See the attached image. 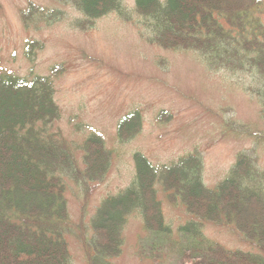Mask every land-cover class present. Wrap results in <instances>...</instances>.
I'll return each instance as SVG.
<instances>
[{
	"label": "trees",
	"instance_id": "1",
	"mask_svg": "<svg viewBox=\"0 0 264 264\" xmlns=\"http://www.w3.org/2000/svg\"><path fill=\"white\" fill-rule=\"evenodd\" d=\"M57 1L91 22L112 12L126 13L124 0ZM135 8L163 48L197 52L211 67L250 73L264 119V0H135ZM36 14L49 20L60 13L34 3L21 13L26 25ZM37 47L29 41L27 55ZM54 94L50 76L0 73V264H72L64 177L87 185L102 181L111 165V153L99 134L85 140L82 169L68 141L47 128L60 115ZM139 128L140 116L126 115L118 124L119 138L128 140ZM250 134L256 143L264 141V133ZM134 162L130 186L103 200L91 220L90 237H78L87 264H117L124 228L134 211L142 214L145 229L155 237L149 245L152 254L172 236L158 184L170 201L192 215L179 228L188 248L180 250L183 259L192 264H264V170L256 157L239 153L228 176L213 188L203 182L198 155L157 168L137 152ZM206 222L233 228L251 250L209 239L202 231Z\"/></svg>",
	"mask_w": 264,
	"mask_h": 264
},
{
	"label": "rangeland",
	"instance_id": "2",
	"mask_svg": "<svg viewBox=\"0 0 264 264\" xmlns=\"http://www.w3.org/2000/svg\"><path fill=\"white\" fill-rule=\"evenodd\" d=\"M30 3L60 14L49 20L36 14L26 25L21 13ZM124 5L125 16L112 12L91 22L57 0H0V73L52 78L60 115L47 128L68 141L80 168L92 133L103 138L111 153L102 181L79 186L64 177L72 264H87L78 237H90L91 220L103 200L130 186L137 152L157 168L198 155L203 182L210 188L228 176L241 152L256 157L264 170V141L256 143L250 134L264 133L251 74L211 67L197 52L163 48L137 14L135 0H124ZM29 41L40 45L30 56ZM131 113L140 116V128L122 141L118 124ZM157 191L172 236L152 254L149 245L155 237L134 211L117 264H192L180 254L188 248L179 232L192 215L170 201L159 184ZM202 231L228 248L251 250L231 227L206 222Z\"/></svg>",
	"mask_w": 264,
	"mask_h": 264
}]
</instances>
